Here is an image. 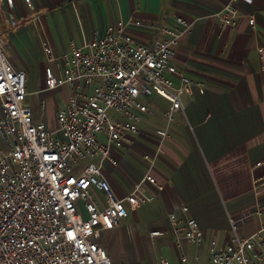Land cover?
Listing matches in <instances>:
<instances>
[{
  "label": "built area",
  "instance_id": "obj_1",
  "mask_svg": "<svg viewBox=\"0 0 264 264\" xmlns=\"http://www.w3.org/2000/svg\"><path fill=\"white\" fill-rule=\"evenodd\" d=\"M21 1L33 9L31 0ZM241 2L252 0H227L213 16L233 28ZM13 8L14 0H0V264H113L96 242L97 232L119 227L129 213L154 200L148 187L160 186L149 155L143 157L145 173L124 196L115 194L104 168L115 163L113 152L131 143L141 116L152 114L143 99L157 96L169 103L166 124L155 132L164 139L174 113L184 114L182 97L204 93V85L174 63L193 23L176 17L177 26L169 28L130 16L102 35L71 41L60 55L43 44L44 87L33 94L67 91L56 127L49 129L25 105L27 75L5 53V31L17 25ZM136 30L156 38L140 44ZM39 103L43 109L44 101ZM187 212L170 211L167 229L149 233L152 240L171 237L179 264H264V224L246 237L233 227L224 244L209 240L205 263L196 252L188 257L183 246L197 249L205 235ZM159 264L171 263L160 257Z\"/></svg>",
  "mask_w": 264,
  "mask_h": 264
},
{
  "label": "crops",
  "instance_id": "obj_2",
  "mask_svg": "<svg viewBox=\"0 0 264 264\" xmlns=\"http://www.w3.org/2000/svg\"><path fill=\"white\" fill-rule=\"evenodd\" d=\"M226 1L31 0L33 9H28L14 0L17 25L5 31L6 43L8 39L12 43L10 48L5 45L11 64L33 73L34 28L43 38V31L60 35L50 44L44 38L60 55L71 41L80 44L102 35L107 26L130 16L169 28L177 26L176 17L192 22V32L180 41L174 63L202 83L204 93L194 90L192 96L182 97L184 114L174 113L164 139L155 132L164 128L170 105L148 104L155 112L141 116L138 133L131 135L124 150L113 152L115 163L105 165L104 175L115 194L124 196L146 171L143 157H154L152 174L160 189L148 187L154 200L146 210L148 219L157 220L159 213L163 222L153 230L167 229V214L186 207V216L197 221L205 242L216 239L221 244L231 237L233 227L246 237L264 224V164L257 166L264 162V0L239 3L240 17L233 28L213 16ZM45 9L47 15H41ZM133 36L140 44L156 38L138 30ZM51 92L34 95L40 109L39 101ZM33 114L35 121L55 127L43 113Z\"/></svg>",
  "mask_w": 264,
  "mask_h": 264
},
{
  "label": "rangeland",
  "instance_id": "obj_3",
  "mask_svg": "<svg viewBox=\"0 0 264 264\" xmlns=\"http://www.w3.org/2000/svg\"><path fill=\"white\" fill-rule=\"evenodd\" d=\"M39 13L46 16L47 10H40ZM45 32L43 31V35L49 44L50 42L52 43V40L60 38V35H53V33H55L53 30ZM61 32L63 40L66 41L67 36L63 34V30H61ZM44 38L41 32L37 33L34 28V42L36 43L34 46V70L33 73L30 69H28L29 71L24 70L28 77L26 85L28 93H34L38 89L44 87L42 53V45L46 44ZM40 39L43 44H40ZM6 47H12V43L9 39L8 43H6ZM66 92L65 89H58L54 92L45 94L44 111H41L40 107L35 104L34 94H29L25 101L33 113H43L44 117L48 116L50 122L56 127L54 116H56L57 110L64 104L67 98ZM143 102L145 104L152 103L157 106H167L165 100L157 96H153L150 99H143ZM154 112L155 111H152V113ZM148 206L149 204H146L137 211L129 213V216L121 221L119 227L99 230V232H97L98 237H100L98 244L106 250L113 264H159L160 257L168 259L171 264H179V252L173 246L170 236H160L154 240L149 237V233L153 228H157V222L161 220L163 222V217L157 213L155 215L157 220L148 219L146 210ZM207 246L208 242L203 241L197 249L194 247L186 249L188 246H183V250L190 258L194 252L198 253L200 262L203 263L207 259Z\"/></svg>",
  "mask_w": 264,
  "mask_h": 264
}]
</instances>
